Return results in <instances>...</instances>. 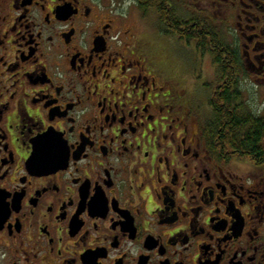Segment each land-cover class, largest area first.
Returning a JSON list of instances; mask_svg holds the SVG:
<instances>
[{
	"label": "flooded vegetation",
	"instance_id": "flooded-vegetation-1",
	"mask_svg": "<svg viewBox=\"0 0 264 264\" xmlns=\"http://www.w3.org/2000/svg\"><path fill=\"white\" fill-rule=\"evenodd\" d=\"M173 2L230 43L222 87L136 3L0 0V264H264V138L213 99L264 126V0Z\"/></svg>",
	"mask_w": 264,
	"mask_h": 264
},
{
	"label": "trees",
	"instance_id": "trees-1",
	"mask_svg": "<svg viewBox=\"0 0 264 264\" xmlns=\"http://www.w3.org/2000/svg\"><path fill=\"white\" fill-rule=\"evenodd\" d=\"M119 4H124L127 2L136 3L142 13L146 14L153 12L156 14L158 24H160L161 31L170 36L178 38L180 41L190 42L194 40L197 44L198 49L204 55L210 57L211 64L215 68L216 75V88L222 87V82L230 80L233 76L232 70L230 68V63L235 66L233 60V50L230 47V43L227 42L226 37L221 38L216 32L213 25L205 23L203 18L199 14L186 13L180 8L181 3H175L171 0H112ZM170 5V6H169ZM229 54H231V59H229ZM237 90L236 87H232L231 91ZM225 96L214 95V102L220 109L219 113L215 116L217 123L215 128L220 129L221 137L225 140L227 144V139L229 137L234 138L235 143L244 146L245 137L248 139V143L251 147L259 150V143L264 138V126L259 125V123H254L250 129H247L246 124L243 123V118L241 117H231L229 115L226 107H235L238 97L232 95V98H227ZM225 104V108L221 107V104ZM237 112H240L238 110ZM214 129V128H212ZM229 132V133H228ZM248 134V135H247Z\"/></svg>",
	"mask_w": 264,
	"mask_h": 264
},
{
	"label": "rangeland",
	"instance_id": "rangeland-1",
	"mask_svg": "<svg viewBox=\"0 0 264 264\" xmlns=\"http://www.w3.org/2000/svg\"><path fill=\"white\" fill-rule=\"evenodd\" d=\"M136 6H129L128 4H122L118 10H129L131 14L135 15L136 14ZM134 9V11H133ZM137 13L139 14V10H137ZM150 14L148 15V19L150 20L151 23L157 25V17L156 14L153 12H149ZM142 32V29H140ZM158 41H165L163 39H152V42H158ZM167 42V41H165ZM160 45L166 46L170 48L175 55L178 56V58L184 60V58L188 61L186 62L187 65L191 66L190 63L193 62L195 66V75H198L199 77L196 79L197 82L194 83V86L199 88V84L202 85L203 83H209L213 79V68L212 65L210 64L209 58L207 56H204L197 52L196 45L193 41H191L188 44H185L183 42H175L174 40H170L167 43H161ZM190 62V63H189ZM211 72V73H209ZM192 72L191 70L187 72V75L191 76ZM246 89H250V86H246ZM209 89H206L205 87L203 88V93L201 94L200 100L203 103H206L208 100L209 96Z\"/></svg>",
	"mask_w": 264,
	"mask_h": 264
},
{
	"label": "snow or ice",
	"instance_id": "snow-or-ice-1",
	"mask_svg": "<svg viewBox=\"0 0 264 264\" xmlns=\"http://www.w3.org/2000/svg\"><path fill=\"white\" fill-rule=\"evenodd\" d=\"M159 55H161L162 57H166L168 56L169 54L167 52H161L159 53ZM166 61L164 59H161L160 63L161 65H163Z\"/></svg>",
	"mask_w": 264,
	"mask_h": 264
}]
</instances>
